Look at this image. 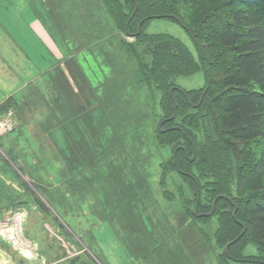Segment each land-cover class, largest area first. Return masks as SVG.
<instances>
[{"label": "rangeland", "instance_id": "374dc122", "mask_svg": "<svg viewBox=\"0 0 264 264\" xmlns=\"http://www.w3.org/2000/svg\"><path fill=\"white\" fill-rule=\"evenodd\" d=\"M0 15V117L16 124L0 136V264H259L228 261L219 216L196 220L195 188L164 170L175 149L155 140L160 95L140 68L156 44L126 33L105 0H12ZM146 31L198 57L177 20ZM175 81L189 90L206 76Z\"/></svg>", "mask_w": 264, "mask_h": 264}, {"label": "trees", "instance_id": "16d2710c", "mask_svg": "<svg viewBox=\"0 0 264 264\" xmlns=\"http://www.w3.org/2000/svg\"><path fill=\"white\" fill-rule=\"evenodd\" d=\"M105 1L126 33H138L143 21L137 42L156 44L151 66L140 62L141 81L154 103L159 93L163 119L173 115L177 103L176 117L163 124L166 131L155 130L160 146L175 149L164 170L172 166L195 188L201 214L190 211L196 220L213 221L206 213L218 198L212 213L219 216L218 243L225 246L246 228L224 252L228 261L264 264V0H124L128 10L119 0ZM174 16L191 34L198 57L180 39L146 31L149 20ZM201 70L209 87L193 107L206 85L186 92L174 88L173 94L171 89L178 76ZM205 193L209 201L204 202ZM249 246L257 254H245Z\"/></svg>", "mask_w": 264, "mask_h": 264}, {"label": "water", "instance_id": "95a60500", "mask_svg": "<svg viewBox=\"0 0 264 264\" xmlns=\"http://www.w3.org/2000/svg\"><path fill=\"white\" fill-rule=\"evenodd\" d=\"M136 5H137V4H136ZM174 18H175L176 20H178V22H180V23L182 24V21H181L177 16H174ZM142 22H143V21H142ZM142 22H140V24H139V29H141L140 27H141ZM174 88H178V89H180L182 92H185L181 87H179V86H175V87H173V88L171 89V93H172V94H173V89H174ZM207 89H208V87H207V88L205 89V91L203 92V95H202L200 101H199L197 104H194V103H190V104H191L192 106H194V107H198V106L201 104V102H202V100H203V97H204V95H205ZM185 94H186V93H185ZM186 96H187V94H186ZM187 98H189V97L187 96ZM188 101H189V99H188ZM176 106H177V103H175V110H174L173 115H172L170 118H166V119H164V120L159 124V128H160V129H161V125H162L163 122L167 121L168 119H172V118L176 117V115H177ZM217 199H218V198H216V199L214 200V202H213V208H212V211L209 212V213H206V215H210V214H212V213L214 212L215 207H216V201H217ZM237 207H238V206L235 205V208H234V211H233V216H234L235 218H236ZM197 209H198V203H197V206H196V211H197ZM245 230H246V228L244 227L243 231L241 232V234H240L237 238H235L234 240H232V241H230V242H228V243L226 244V246H225L226 251H228V248H229V246H230L231 244H233L235 241H237V240L241 237V235L244 234Z\"/></svg>", "mask_w": 264, "mask_h": 264}, {"label": "crops", "instance_id": "0c3cea01", "mask_svg": "<svg viewBox=\"0 0 264 264\" xmlns=\"http://www.w3.org/2000/svg\"><path fill=\"white\" fill-rule=\"evenodd\" d=\"M11 1V2H10ZM9 4H12V0H7V2H5V0H0V13H2L3 11H4V8L5 7H8L9 6ZM20 15L21 14H17V16H18V18H20ZM23 18V17H22ZM3 19H4V17H3V15H0V31H2V21H3ZM9 19V16L8 15H6V20H8ZM35 25H36V27H35ZM34 25V27H35V29L42 35V37H44L45 38V32H44V29L37 23V21H36V24ZM42 28V29H41ZM1 35V34H0ZM1 37V36H0ZM46 39V38H45ZM47 41V40H46ZM36 51H37V49H36ZM40 53H41V50L39 51ZM43 52H45V50H43ZM0 100H1V97H0ZM137 119H135L134 121H136Z\"/></svg>", "mask_w": 264, "mask_h": 264}, {"label": "built area", "instance_id": "2783aa9c", "mask_svg": "<svg viewBox=\"0 0 264 264\" xmlns=\"http://www.w3.org/2000/svg\"><path fill=\"white\" fill-rule=\"evenodd\" d=\"M14 127V122L12 118H0V136L5 131L12 130Z\"/></svg>", "mask_w": 264, "mask_h": 264}]
</instances>
